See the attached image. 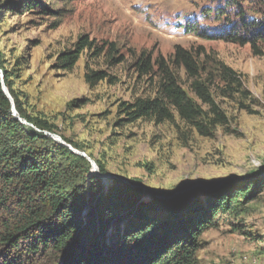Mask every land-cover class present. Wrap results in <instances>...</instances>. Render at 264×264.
Masks as SVG:
<instances>
[{
  "label": "rangeland",
  "instance_id": "obj_1",
  "mask_svg": "<svg viewBox=\"0 0 264 264\" xmlns=\"http://www.w3.org/2000/svg\"><path fill=\"white\" fill-rule=\"evenodd\" d=\"M258 22L264 26V0H0V101L9 99L19 119L16 105L50 125L44 132L84 156L106 192L120 179L143 193L138 200L146 217L157 214L166 193L193 185L230 180L217 190L248 191L238 194L234 209L210 213L198 236V264H264V33L255 28ZM233 28L251 42L227 40ZM82 36L91 45L68 69L60 55L74 51ZM178 50L195 60L196 72L178 59ZM161 59L196 105L210 112L193 86L202 80L228 124L203 135L175 108L160 124L135 120L136 105L155 96ZM141 61L153 70L145 74ZM224 67L241 88L228 85ZM94 72L105 78L88 81ZM253 171L250 188L241 177ZM210 198L193 196L185 213L201 218L215 204ZM120 208L110 226L118 237L134 218V208ZM10 211H16L13 202L0 211V231ZM28 246L24 241L9 249L0 240V264H57L50 248L31 253ZM120 247H108L109 261L119 264Z\"/></svg>",
  "mask_w": 264,
  "mask_h": 264
},
{
  "label": "trees",
  "instance_id": "obj_2",
  "mask_svg": "<svg viewBox=\"0 0 264 264\" xmlns=\"http://www.w3.org/2000/svg\"><path fill=\"white\" fill-rule=\"evenodd\" d=\"M34 5L36 3L30 4L31 10ZM256 25L255 28L264 33L263 24ZM225 38L246 45L251 42L239 36L234 28ZM90 45L89 39L82 36L74 51L60 55L64 67L73 68L82 51ZM177 57L186 63L189 71H197L195 60L185 51L178 50ZM148 65L144 61L140 63L145 74L153 70ZM157 65L163 72L154 83L155 96L136 105L135 120L150 118L160 124L173 118L172 108H175L203 135L212 136L218 126L228 124V117L214 102L202 80L196 79L193 86L210 106V112L198 107L188 96L163 59L158 60ZM222 70L229 86L235 84L241 88V81L230 68ZM103 78L102 72L87 74L90 82ZM11 108L9 99L0 101V211L8 212L11 202L16 206V211L8 213L0 231V240L9 249H18L24 241H29L28 251L38 253L40 249L50 248L57 257V264H115L108 259V247L119 244V264H198V236L208 226L210 213L217 215L234 209L238 194L248 196L243 188L225 191L231 187L227 186L216 190L208 195L213 196L210 199L215 200V204L197 219L185 213L184 205L190 198H165L157 214L148 211L150 215L146 217L138 200L144 197L143 193L120 180H115L106 192L103 181L84 156L44 132L51 130L50 125L27 115L16 105L19 117L25 120L23 123L11 114ZM101 171L104 172L103 168ZM249 175L251 178L241 179L246 181L243 185L250 184L251 188L254 181L249 179L257 178V172ZM128 194L135 197L126 199ZM128 200H132L131 205H127ZM120 205L134 208L129 215L134 218L128 224L132 226L118 237L114 235L115 230L111 234L110 226L119 216ZM168 215L172 217L169 219ZM175 217L181 220L179 224L173 221Z\"/></svg>",
  "mask_w": 264,
  "mask_h": 264
},
{
  "label": "water",
  "instance_id": "obj_3",
  "mask_svg": "<svg viewBox=\"0 0 264 264\" xmlns=\"http://www.w3.org/2000/svg\"><path fill=\"white\" fill-rule=\"evenodd\" d=\"M115 178V177H114ZM120 180V179H119ZM122 181V180H120ZM230 180H227L226 182L223 183H217L212 184V186H208L207 184H198V185H193L192 187L186 189V190H182V191H177V192H173V193H166L167 198L171 199V198H183V199H188L191 198L193 196H202V195H210L213 194L218 188L220 187H224L225 185L229 184ZM123 182V181H122ZM201 191H200V189ZM145 191L142 190V192H146V194L148 193L149 196H155L156 194L154 192H149L146 191V189H144Z\"/></svg>",
  "mask_w": 264,
  "mask_h": 264
},
{
  "label": "bare ground",
  "instance_id": "obj_4",
  "mask_svg": "<svg viewBox=\"0 0 264 264\" xmlns=\"http://www.w3.org/2000/svg\"><path fill=\"white\" fill-rule=\"evenodd\" d=\"M28 126H30L31 128H34L36 131L38 130V128L34 127L33 125L28 124Z\"/></svg>",
  "mask_w": 264,
  "mask_h": 264
}]
</instances>
